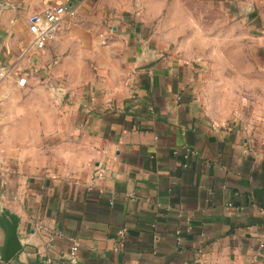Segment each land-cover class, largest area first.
I'll use <instances>...</instances> for the list:
<instances>
[{
  "label": "crops",
  "instance_id": "1",
  "mask_svg": "<svg viewBox=\"0 0 264 264\" xmlns=\"http://www.w3.org/2000/svg\"><path fill=\"white\" fill-rule=\"evenodd\" d=\"M72 1L35 49L29 19L63 0H0V85L27 72L49 99L0 113L42 122L17 142L0 126V210L21 246L2 262L0 227V264H71L73 240L76 264H264L263 109L215 118L169 48L189 1L239 18L264 68V0Z\"/></svg>",
  "mask_w": 264,
  "mask_h": 264
},
{
  "label": "rangeland",
  "instance_id": "2",
  "mask_svg": "<svg viewBox=\"0 0 264 264\" xmlns=\"http://www.w3.org/2000/svg\"><path fill=\"white\" fill-rule=\"evenodd\" d=\"M187 3L191 5L193 14L191 23L175 27L178 38L169 42V48L192 66L205 109L219 120L255 112L256 108L263 109L264 114V105L247 104V100L264 101V68L247 34L246 25L225 11L193 7L192 2ZM32 89L34 86L16 87L5 93V87L0 85V113L5 103L19 101L24 105L32 104L33 100H49L47 90L44 95ZM27 107L28 113L39 112L36 106ZM40 123L0 120V126L9 124L13 131L10 136L12 142H17V134L32 131Z\"/></svg>",
  "mask_w": 264,
  "mask_h": 264
},
{
  "label": "built area",
  "instance_id": "3",
  "mask_svg": "<svg viewBox=\"0 0 264 264\" xmlns=\"http://www.w3.org/2000/svg\"><path fill=\"white\" fill-rule=\"evenodd\" d=\"M77 12L76 7L73 5L72 0H63L59 5L48 6L44 8L41 12L31 16L28 22V30L34 36V48L42 49L46 43L51 40L55 32L58 29L59 23L65 17H73ZM9 69L5 66L0 67V82L8 75ZM27 72H20L17 74V85L24 87L27 84ZM132 77H129L131 80ZM89 103H84V107H88ZM195 151L186 149V157L188 155H194ZM3 169V163L0 159V174ZM98 176L101 175L100 172L96 173ZM80 243L77 240H73L68 251V258L71 264H76L77 262V252L79 249ZM264 247L263 243L259 244V248ZM34 264V263H32ZM36 264V263H35Z\"/></svg>",
  "mask_w": 264,
  "mask_h": 264
},
{
  "label": "water",
  "instance_id": "4",
  "mask_svg": "<svg viewBox=\"0 0 264 264\" xmlns=\"http://www.w3.org/2000/svg\"><path fill=\"white\" fill-rule=\"evenodd\" d=\"M19 218L7 209L0 210V227L4 231L5 248L2 262L9 261L20 249L17 235Z\"/></svg>",
  "mask_w": 264,
  "mask_h": 264
}]
</instances>
